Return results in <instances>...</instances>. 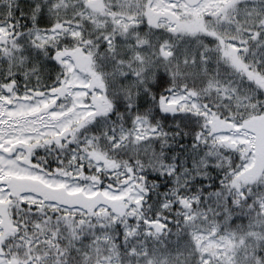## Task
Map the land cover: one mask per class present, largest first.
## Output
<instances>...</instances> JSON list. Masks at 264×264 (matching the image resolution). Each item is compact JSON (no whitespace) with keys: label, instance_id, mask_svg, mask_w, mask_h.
<instances>
[{"label":"snow or ice","instance_id":"1","mask_svg":"<svg viewBox=\"0 0 264 264\" xmlns=\"http://www.w3.org/2000/svg\"><path fill=\"white\" fill-rule=\"evenodd\" d=\"M0 264H264V0H0Z\"/></svg>","mask_w":264,"mask_h":264}]
</instances>
